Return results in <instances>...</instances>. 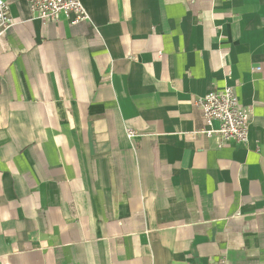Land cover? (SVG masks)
<instances>
[{
	"label": "crops",
	"instance_id": "crops-1",
	"mask_svg": "<svg viewBox=\"0 0 264 264\" xmlns=\"http://www.w3.org/2000/svg\"><path fill=\"white\" fill-rule=\"evenodd\" d=\"M5 1L0 264H264V0ZM226 86L244 144L204 132Z\"/></svg>",
	"mask_w": 264,
	"mask_h": 264
},
{
	"label": "built area",
	"instance_id": "built-area-1",
	"mask_svg": "<svg viewBox=\"0 0 264 264\" xmlns=\"http://www.w3.org/2000/svg\"><path fill=\"white\" fill-rule=\"evenodd\" d=\"M24 1L30 11L31 19L43 22L56 21L63 16L71 24L87 19V12L81 0H17ZM15 24L11 14L10 5L5 0H0V37ZM259 70V67H255ZM199 108L206 122L204 132L214 136L221 142H236L244 144L248 138V124L251 109L241 104L232 87L226 86L220 90H211L199 98ZM217 122L218 126L210 129L211 124ZM137 134L128 129V139H133ZM188 264H197L191 261ZM210 264H227L224 258Z\"/></svg>",
	"mask_w": 264,
	"mask_h": 264
}]
</instances>
